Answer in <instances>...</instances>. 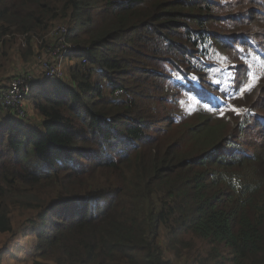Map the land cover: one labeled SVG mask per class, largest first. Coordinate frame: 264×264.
<instances>
[{
    "label": "trees",
    "instance_id": "16d2710c",
    "mask_svg": "<svg viewBox=\"0 0 264 264\" xmlns=\"http://www.w3.org/2000/svg\"><path fill=\"white\" fill-rule=\"evenodd\" d=\"M64 21L86 65L30 81L39 121L0 102V233L29 214L31 264H264V0H0L1 57Z\"/></svg>",
    "mask_w": 264,
    "mask_h": 264
},
{
    "label": "rangeland",
    "instance_id": "374dc122",
    "mask_svg": "<svg viewBox=\"0 0 264 264\" xmlns=\"http://www.w3.org/2000/svg\"><path fill=\"white\" fill-rule=\"evenodd\" d=\"M67 22V21H66ZM16 42L13 41V46H12V57H1L0 55V79L3 81H7V77L4 80L5 77L3 75L12 76L16 73L17 71L20 70L26 73H32V75L35 77L31 82L36 81L37 79L39 81H45V80H40L42 79L41 75L42 73L39 71L38 64L35 62L34 57L35 53L40 50V48L44 45L41 44H33V48L31 51V55L29 58V61L26 62L25 60L17 58L16 54V49L20 47H23L22 45V39L18 38ZM25 47V46H24ZM23 47V48H24ZM5 50V49H3ZM78 62L76 57L71 58V60H63L60 64L62 70H63V75L62 77L67 74L68 67L75 65ZM29 68V69H27ZM23 74H19L17 76H20ZM16 77V75L12 76L11 78ZM10 78V79H11ZM37 78V79H36ZM9 79V80H10ZM24 104V109L26 110L27 116L30 118H35L36 120H40V117L36 116L34 113L30 100L27 98H24L23 101ZM178 110H179V116H184L186 121L188 123L194 122L198 116V113L203 110L204 112H208L211 115L215 114L216 110L213 109L211 111H208L207 106H202L199 107L198 104L195 105L194 103H190L189 99L186 97H182V100L176 103ZM223 108H228L231 110V104L227 103H222L220 104ZM2 107L5 108V110L8 111L7 107L5 105H1ZM169 111L173 109L172 105H168ZM10 111V110H9ZM204 116L205 113H203ZM252 132V130H250ZM239 135V133L237 134ZM261 136L260 133L258 132H252L250 135L246 136H240L239 138L232 137V141L241 143L243 146V149L250 150V148L247 146L249 142H254L260 140ZM31 214V213H30ZM30 215L24 213L20 214L18 212L12 213V226H13V231L12 233H0V263L1 264H31L32 263V252H31V247H32V236L28 233H26L23 227L24 221L27 220V218ZM160 235H164V232L162 231ZM161 245L165 246V241L160 240ZM166 258L171 259L172 264H187L189 262V257L187 254H183L181 258L174 259L173 253L171 251H167L166 253Z\"/></svg>",
    "mask_w": 264,
    "mask_h": 264
},
{
    "label": "built area",
    "instance_id": "2783aa9c",
    "mask_svg": "<svg viewBox=\"0 0 264 264\" xmlns=\"http://www.w3.org/2000/svg\"><path fill=\"white\" fill-rule=\"evenodd\" d=\"M69 31L68 24L59 22L52 25L46 36L45 42L38 41L39 46L44 44L40 50L35 53L34 60L38 64V69L42 73L40 80H56L62 78L63 70L60 66L65 59L71 60L74 56V45L66 41ZM47 39V41H46ZM82 66L86 65L85 58L77 59ZM23 75L11 78L8 81L7 88L0 93V102L5 105L10 112L17 118L27 117L24 109V98L30 89V81L35 79L32 73H21ZM39 81V80H38ZM42 82V81H40ZM172 264V263H169Z\"/></svg>",
    "mask_w": 264,
    "mask_h": 264
},
{
    "label": "snow or ice",
    "instance_id": "6c2138e0",
    "mask_svg": "<svg viewBox=\"0 0 264 264\" xmlns=\"http://www.w3.org/2000/svg\"><path fill=\"white\" fill-rule=\"evenodd\" d=\"M237 51H243V49H237ZM245 76L247 77L248 81L252 80L250 66H248V68L246 69ZM256 79L258 81L259 78H256ZM214 83L218 84L219 82L216 81ZM254 87H255V83L242 82L240 87H239V93H240V95H243L246 92H250ZM231 110L236 112L237 114H240V110L235 108V107H233ZM245 111H247V110H245Z\"/></svg>",
    "mask_w": 264,
    "mask_h": 264
}]
</instances>
